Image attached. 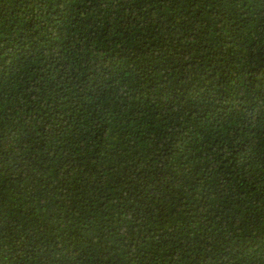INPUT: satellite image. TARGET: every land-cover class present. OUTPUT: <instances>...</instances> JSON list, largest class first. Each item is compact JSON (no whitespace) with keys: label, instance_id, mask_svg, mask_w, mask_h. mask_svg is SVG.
Masks as SVG:
<instances>
[{"label":"trees","instance_id":"trees-1","mask_svg":"<svg viewBox=\"0 0 264 264\" xmlns=\"http://www.w3.org/2000/svg\"><path fill=\"white\" fill-rule=\"evenodd\" d=\"M0 264H264V0H0Z\"/></svg>","mask_w":264,"mask_h":264}]
</instances>
